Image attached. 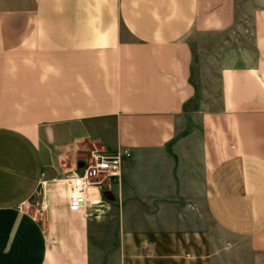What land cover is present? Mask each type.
Returning <instances> with one entry per match:
<instances>
[{"label":"crops","instance_id":"obj_1","mask_svg":"<svg viewBox=\"0 0 264 264\" xmlns=\"http://www.w3.org/2000/svg\"><path fill=\"white\" fill-rule=\"evenodd\" d=\"M0 264H264V0H0Z\"/></svg>","mask_w":264,"mask_h":264},{"label":"built area","instance_id":"obj_2","mask_svg":"<svg viewBox=\"0 0 264 264\" xmlns=\"http://www.w3.org/2000/svg\"><path fill=\"white\" fill-rule=\"evenodd\" d=\"M130 156V152L124 148L111 153L91 151L88 160L82 162L70 178L68 205L76 210L98 213L100 202L88 201L90 188L104 192L111 187H119L123 162Z\"/></svg>","mask_w":264,"mask_h":264},{"label":"rangeland","instance_id":"obj_3","mask_svg":"<svg viewBox=\"0 0 264 264\" xmlns=\"http://www.w3.org/2000/svg\"><path fill=\"white\" fill-rule=\"evenodd\" d=\"M193 79H195L194 77H193ZM194 107V105L193 106H191L190 108H193ZM34 198L36 199L35 200V202L38 200V198H39V192L34 196ZM37 203V202H36ZM103 203V202H102ZM31 204V203H30ZM30 204H28L27 206V210H30L31 208H32V206L30 205ZM102 205H104V204H102ZM104 208H100L98 211L99 212H101L102 213V210H103ZM98 214V213H97ZM101 232H102V234L104 235V234H109V235H111V234H113L112 232H111V230H110V228H108V229H104V228H102V230H101ZM103 232H106V233H103ZM103 246V245H102Z\"/></svg>","mask_w":264,"mask_h":264},{"label":"water","instance_id":"obj_4","mask_svg":"<svg viewBox=\"0 0 264 264\" xmlns=\"http://www.w3.org/2000/svg\"><path fill=\"white\" fill-rule=\"evenodd\" d=\"M103 197H104V199H105L107 202H112V201H113V196H112V194H111L110 191H105Z\"/></svg>","mask_w":264,"mask_h":264}]
</instances>
